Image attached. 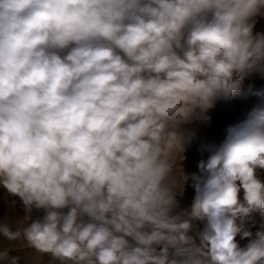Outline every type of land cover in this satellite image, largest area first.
<instances>
[{
	"label": "clouds",
	"instance_id": "obj_1",
	"mask_svg": "<svg viewBox=\"0 0 264 264\" xmlns=\"http://www.w3.org/2000/svg\"><path fill=\"white\" fill-rule=\"evenodd\" d=\"M262 19L264 0H0V188L24 212L0 264H264ZM252 98L188 184L211 110Z\"/></svg>",
	"mask_w": 264,
	"mask_h": 264
},
{
	"label": "rangeland",
	"instance_id": "obj_2",
	"mask_svg": "<svg viewBox=\"0 0 264 264\" xmlns=\"http://www.w3.org/2000/svg\"><path fill=\"white\" fill-rule=\"evenodd\" d=\"M258 29L264 30V19L258 24ZM255 81L256 87L264 89V80L259 77H250L245 79V87ZM257 101L255 98L249 99L248 101H220L217 106L211 110V126L200 130L199 136L192 142L191 147L187 153V162L185 164L184 176L187 179L188 184L196 179L202 177L197 169V161L200 159L201 152L205 147L213 142H218L222 139V133L224 126L229 123L232 119L240 115L242 112L247 111L253 104ZM206 155V152H205ZM261 180H264V173L260 175ZM193 196V189L191 187L187 188L186 194L182 201L181 207L178 209L180 212L187 210L191 203V198ZM242 198V193H241ZM16 201L15 207H13L12 202ZM67 211V210H65ZM24 215L23 210L19 205L18 197L12 196L5 189L0 188V223L7 222L14 227L22 226V216ZM33 218L39 217L41 214L33 211ZM257 224L253 231H264V219L256 216ZM203 225L200 224V227ZM247 241H241V245L246 244ZM6 246L7 248L18 247V242L8 245L3 237H0V246ZM10 256L21 257L20 264H26V260L29 259L31 264H47L49 257L47 255L40 256L31 249H20L10 251Z\"/></svg>",
	"mask_w": 264,
	"mask_h": 264
}]
</instances>
